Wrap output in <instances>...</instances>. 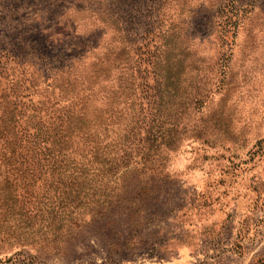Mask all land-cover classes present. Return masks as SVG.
I'll list each match as a JSON object with an SVG mask.
<instances>
[{"label": "rangeland", "instance_id": "rangeland-1", "mask_svg": "<svg viewBox=\"0 0 264 264\" xmlns=\"http://www.w3.org/2000/svg\"><path fill=\"white\" fill-rule=\"evenodd\" d=\"M86 102L148 201L55 251L33 206ZM0 264H264V0H0Z\"/></svg>", "mask_w": 264, "mask_h": 264}, {"label": "trees", "instance_id": "trees-1", "mask_svg": "<svg viewBox=\"0 0 264 264\" xmlns=\"http://www.w3.org/2000/svg\"><path fill=\"white\" fill-rule=\"evenodd\" d=\"M160 75V70H158L156 79H160ZM117 94L121 97L120 91L113 92L115 101L109 109H106L107 112H111L109 120L114 115L113 106L116 103L119 104L116 101ZM143 103L133 100L126 101L130 110L137 109L139 105V111L145 110ZM85 105L81 114L83 120L80 125L75 126L77 145L69 147L65 152L59 146H48L46 152L48 159L42 180L48 183L46 191L50 196L41 197L39 194L33 206V209L39 212V217L48 221L49 226L53 228V235L57 240L54 241L52 247L55 251L60 250L66 238L72 235L77 227L85 223L87 215L93 220L106 218L111 223L115 208H119V211L125 213L126 224L130 223V226H134L136 221L140 220L135 217H140L142 208L148 201L146 197H140V201L137 202V198H131L124 188L118 187L117 180L120 177L121 166L112 155L106 156V153H109V147L97 146L95 143V138L105 122L101 118V110L99 111L98 106L90 107L87 102ZM127 112L129 111L126 110L125 114L128 115ZM155 115L156 112L149 120L150 130H147L149 134L157 126ZM123 117L124 115L119 117L120 123ZM125 119L130 120L127 117ZM79 128L82 129L79 130ZM104 128L109 130L107 125ZM126 170H128L127 166ZM146 191L143 188L140 190L144 195Z\"/></svg>", "mask_w": 264, "mask_h": 264}]
</instances>
